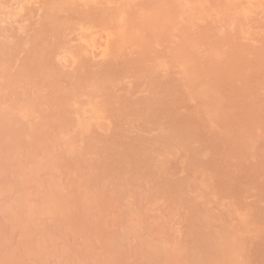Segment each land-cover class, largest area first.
I'll return each mask as SVG.
<instances>
[{
  "label": "bare ground",
  "instance_id": "obj_1",
  "mask_svg": "<svg viewBox=\"0 0 264 264\" xmlns=\"http://www.w3.org/2000/svg\"><path fill=\"white\" fill-rule=\"evenodd\" d=\"M0 264H264V0H0Z\"/></svg>",
  "mask_w": 264,
  "mask_h": 264
}]
</instances>
